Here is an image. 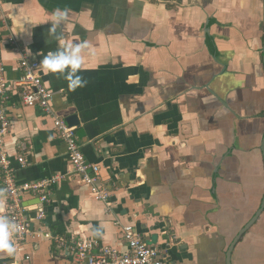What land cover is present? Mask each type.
<instances>
[{"label":"crops","instance_id":"obj_1","mask_svg":"<svg viewBox=\"0 0 264 264\" xmlns=\"http://www.w3.org/2000/svg\"><path fill=\"white\" fill-rule=\"evenodd\" d=\"M57 8L68 19L49 34ZM4 11L10 80L21 74L17 48L40 62L62 43L87 42L77 73L85 86L70 91L60 73L42 74L57 113L78 116L82 151L100 166L111 207L73 171L52 119L10 87L4 143L16 181L65 177L51 183L44 222L32 221L22 242L12 236L15 253H0V264H87L36 233L125 252L129 224L167 247L165 264H227L264 198V0H4ZM7 202L0 169V216ZM39 202L24 194L31 218ZM231 263L264 264V210Z\"/></svg>","mask_w":264,"mask_h":264},{"label":"built area","instance_id":"obj_2","mask_svg":"<svg viewBox=\"0 0 264 264\" xmlns=\"http://www.w3.org/2000/svg\"><path fill=\"white\" fill-rule=\"evenodd\" d=\"M0 23L9 25L8 15L4 11V0H0ZM10 42L18 46L15 38L11 37ZM1 49L0 45V169L3 189L8 198L6 217L19 226L13 237L17 242H22L32 232V221L44 222L46 219L47 205L52 195L51 183L59 181L65 176L56 175L52 179L21 184L16 181L15 168L12 166L4 143V137L9 132L11 125L6 108L10 99V87H20L22 103L28 106H38L52 119L57 135L66 145L73 171L82 182L90 185L92 194L96 199L105 202L108 209L111 207V194L108 188L101 183L100 166L89 162L85 157L77 136V128L70 125L55 110L53 106L54 93L45 85L40 62L23 55L22 50L17 48L22 54L19 61L21 74L17 79L10 80L6 76V66L1 57ZM18 162L25 166L27 159L20 155ZM26 193L36 194L40 201L34 218L29 216L28 209L23 204V196ZM122 229L123 244L127 246L125 252L112 246L102 245L97 239L92 238L80 240L49 231H40L36 235L54 240L65 254L75 260L85 261L87 264H165L167 247L159 248L156 245L148 244L142 239L133 224L123 225Z\"/></svg>","mask_w":264,"mask_h":264},{"label":"clouds","instance_id":"obj_3","mask_svg":"<svg viewBox=\"0 0 264 264\" xmlns=\"http://www.w3.org/2000/svg\"><path fill=\"white\" fill-rule=\"evenodd\" d=\"M68 9L57 8L52 13V27L49 34L55 33V28L60 26L68 19ZM87 42L82 43H62L60 47L48 55L43 56L40 61L42 70L47 74L60 73L68 81V89L75 91L78 87H83L86 81L77 73L83 63L82 51L87 48ZM166 211V210H165ZM18 225L10 221L6 216H0V253H6L11 256L15 253L14 244L11 238L18 231Z\"/></svg>","mask_w":264,"mask_h":264},{"label":"water","instance_id":"obj_4","mask_svg":"<svg viewBox=\"0 0 264 264\" xmlns=\"http://www.w3.org/2000/svg\"><path fill=\"white\" fill-rule=\"evenodd\" d=\"M263 60H264V46H263ZM66 121L74 126V125H78V116L77 115H70L68 117H66ZM262 151L264 154V139H263V145H262ZM264 210V198H263V202L262 205L259 209V211L257 212V214L254 216V218L248 223L246 224V226L239 232V234L235 237V239L233 240V242L231 243L228 251H227V264H232L231 263V256H232V252L234 250V247L236 246V244L238 243V241L240 240V238L243 236V234L252 226V224L258 219V217L260 216V214L263 212Z\"/></svg>","mask_w":264,"mask_h":264}]
</instances>
